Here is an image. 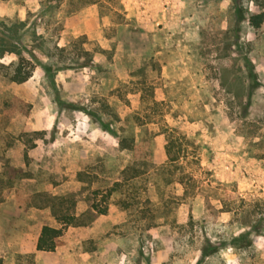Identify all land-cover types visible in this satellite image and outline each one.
Listing matches in <instances>:
<instances>
[{
    "label": "rangeland",
    "instance_id": "obj_1",
    "mask_svg": "<svg viewBox=\"0 0 264 264\" xmlns=\"http://www.w3.org/2000/svg\"><path fill=\"white\" fill-rule=\"evenodd\" d=\"M43 2L0 0L2 264H264V0Z\"/></svg>",
    "mask_w": 264,
    "mask_h": 264
},
{
    "label": "trees",
    "instance_id": "obj_2",
    "mask_svg": "<svg viewBox=\"0 0 264 264\" xmlns=\"http://www.w3.org/2000/svg\"><path fill=\"white\" fill-rule=\"evenodd\" d=\"M60 3V0H44L42 11H49L52 10L54 7H56ZM66 8L68 12H74L82 7L96 4L100 9L102 7L111 9L113 12H117L118 8L116 4H118V0H66ZM264 14L262 12L252 13L249 16V23L253 27H259L263 22ZM12 70L9 72V78L12 81L15 82H23L27 80L31 73L30 71H22L21 64L18 63H12ZM250 94V92H249ZM248 94V95H249ZM247 113V107L243 108L242 117H245ZM180 133L179 130H172ZM170 133L166 136L165 141V153L167 156V162L166 164H172L181 158L185 156L181 149V143L178 142V138L172 137ZM262 158H264V154L261 155ZM125 175L123 176L122 180H116L113 182L112 186L107 190V195H110L113 191L120 190L123 193V196L121 199H119L116 203L117 205L124 210H138L139 200L137 199V184L141 181V175L140 173L135 170L133 167H126L122 171ZM94 209H96L99 213H105L107 210V207L104 206L102 208H98L96 205H92ZM130 212V211H128ZM138 226H144L141 225L140 222L137 223ZM252 227L255 226V224H250ZM61 233V230L59 228L51 227L48 225H43L40 231V234L37 238L36 242V249L37 250H46L50 251L53 250L56 245L58 244V237ZM248 237V232L242 233L241 235L234 238V240H242L246 239ZM202 255H207L209 252L205 248H201ZM0 264H2V260L0 258Z\"/></svg>",
    "mask_w": 264,
    "mask_h": 264
}]
</instances>
